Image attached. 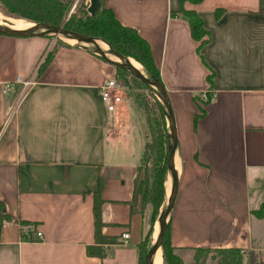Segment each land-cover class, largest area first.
<instances>
[{
    "label": "crops",
    "instance_id": "0c3cea01",
    "mask_svg": "<svg viewBox=\"0 0 264 264\" xmlns=\"http://www.w3.org/2000/svg\"><path fill=\"white\" fill-rule=\"evenodd\" d=\"M103 4L148 40L175 112L176 252L196 264L198 248L239 247L264 261V216L254 213L264 203V0L186 1L210 32L200 49L182 0ZM17 73L34 82L3 92ZM112 75L116 65L91 47L0 33V264H140L151 217L137 184L147 121L126 97L107 111L97 85ZM96 191L102 234L116 239L102 256L87 250L98 244ZM8 219L41 238L22 240L15 224L2 225Z\"/></svg>",
    "mask_w": 264,
    "mask_h": 264
},
{
    "label": "trees",
    "instance_id": "16d2710c",
    "mask_svg": "<svg viewBox=\"0 0 264 264\" xmlns=\"http://www.w3.org/2000/svg\"><path fill=\"white\" fill-rule=\"evenodd\" d=\"M186 1L193 3L200 2L202 0H182L180 11L188 18L191 33L193 37L200 40V47L210 40V32L205 27L203 18L195 8L187 7ZM70 0H0V4H3L10 12L16 13L22 17H26L32 21H44L55 25L62 24L64 27L79 31L87 35L94 36L96 38L106 40L110 47L125 57H134L143 64V72L154 79L162 81L161 72L159 66H157L154 57L152 55L151 46L148 40L139 33V31L132 26L123 24L115 15L113 10L106 7L103 4L95 14L77 15L72 13L67 20L63 19V15L69 7ZM217 14L220 15V10H217ZM46 36L48 33L45 34ZM55 48L51 49L45 56L42 62L41 69L50 61ZM117 72L125 69L131 73V77L135 79L139 85L156 90V92L162 98L159 90L140 79L131 70L123 66H116ZM209 82H213L212 74L208 75ZM129 83V82H128ZM141 98V97H140ZM141 104L147 111V119L149 125V139L146 140L143 157L140 158V164L142 159L146 155L151 153L153 156L152 165H146L144 176L141 178L139 172L137 174V184L139 191L143 197V210L148 206L151 208V217L148 228L145 229L143 237L140 243V264H146V254L153 246L156 239L154 234L156 231L155 225L159 221V217L165 209V203L167 197V180L169 176V169L167 166L168 161V149L170 145V131L167 125L168 112L163 108V116L165 121L164 128H157V118L152 115L150 104L145 100H142ZM163 107V106H162ZM204 112V111H203ZM200 114L197 115V118ZM104 199L96 191L94 194V233L96 238V246L88 247V253L92 255L102 256L104 255L103 244L114 243L115 238L107 237L102 234L104 222L102 220V204ZM163 207V208H162ZM162 208V209H161ZM257 216H264V203L258 210L254 212ZM1 225V222H0ZM217 250L223 256L221 264H242L245 250L239 247L230 248H211L201 247L195 252V261L199 264L201 258L202 262H205L207 256H202L201 252H211ZM162 252L165 264H184L183 259L176 252L175 246H173L170 237V223L168 222L167 231L164 237L162 245ZM202 256V257H201ZM255 264H264L259 262Z\"/></svg>",
    "mask_w": 264,
    "mask_h": 264
},
{
    "label": "water",
    "instance_id": "95a60500",
    "mask_svg": "<svg viewBox=\"0 0 264 264\" xmlns=\"http://www.w3.org/2000/svg\"><path fill=\"white\" fill-rule=\"evenodd\" d=\"M100 6H102V0H89L87 5V10L90 14H95L100 8ZM31 22L32 24L30 26L23 28H16L13 27L11 24L0 23V33L8 34V35H36V34L45 35L46 33L53 35L61 34L62 36L68 38H74L79 42H84L85 44L89 43L94 46L93 48L100 56H103L106 60L112 62L116 66H123L128 68L140 79H142L146 83L155 86L159 90L162 99L167 107L168 119H169L171 140L168 149L167 166L169 169L170 177L172 179V186H171V192L168 194L167 205L159 217L158 237L154 242L153 246L151 247V249L149 250V252L146 254V264H153L155 255L160 249H162L169 218L175 206L178 189H179V174L175 163V154L178 147L177 124H176L175 112L173 110L171 99L169 97V93L167 91L165 84L163 83V81L147 76L143 72L141 67L140 68L137 67L132 62L131 60L132 57H125L120 53H118L117 51L113 50L111 47H110V51L103 49L102 46L99 45L97 41L98 39L94 36L68 29L64 27L62 24L55 25L44 21H38V22L31 21ZM110 53L116 55L120 60L113 59V56Z\"/></svg>",
    "mask_w": 264,
    "mask_h": 264
},
{
    "label": "rangeland",
    "instance_id": "374dc122",
    "mask_svg": "<svg viewBox=\"0 0 264 264\" xmlns=\"http://www.w3.org/2000/svg\"><path fill=\"white\" fill-rule=\"evenodd\" d=\"M89 0H70L69 3V7L66 10V12L63 15V19L67 20L70 15L72 13L77 14V15H86V14H90L87 10V5H88ZM0 20L2 21V23H6V24H17L20 20H25L28 23L31 22L32 20L26 18V17H22L16 13L10 12L3 4H0ZM47 36H49L50 41L53 42V46H59V45H63V44H72V45H84L81 44L79 42H68V40H66L61 34L59 35H53V34H48ZM100 41H103L104 43H106L107 41L104 39H100L97 38ZM108 45V51H110V45L107 42L106 43ZM87 47H91L93 48V45H85ZM94 49V48H93ZM47 47L44 51V54L47 52ZM43 54V55H44ZM112 54V53H110ZM113 59H117L120 60L116 55H113ZM133 59H135L134 57H132ZM136 61H138L137 59H135ZM141 64L142 69L143 64L138 61ZM117 76L118 78L125 83V85L128 86V97H126V99H130L132 102V106L133 108L136 109H140L143 114L146 116V121H147V128L146 130L141 128V132L143 133V136L145 135L146 140L149 139V125H148V119H147V111L145 110L144 106L141 104L142 100H145L146 102H148L150 104V108H151V112L152 115L155 116L157 118V128H164L165 126V119L163 116V109L165 111H167V107L163 101V99L160 97V95L156 92V90L144 87L143 85H139L138 82L133 79L131 77V73L127 72L125 69L120 70L119 72H117ZM129 82V83H128ZM141 97V98H140ZM126 103L130 104L129 100L126 101ZM163 106V107H162ZM163 108V109H162ZM167 125L169 126V119L167 117ZM145 125V123H144ZM170 131V128H169ZM141 157H143V153L141 154ZM153 156H151V153H149V155H146L144 157V159H142V164L140 166V169H138L139 175L141 178L144 176L145 173V167L146 165L151 166L152 162H153ZM171 186H172V179L170 177V174L168 176V180H167V197H168V192H171ZM168 199L165 203V206L167 205ZM163 208V207H162ZM161 208V209H162ZM158 233H159V222H157V227H156V231L154 234V239H157L158 237ZM214 249V247H211ZM162 251V249H161ZM202 256H207V259L205 262H202V258L199 262V264H221L222 258L223 256L221 255L220 252H218L217 250H213L211 252H201ZM243 263L242 264H255V263H259V262H264V261H260L259 259L255 258L253 255H251L249 252H243ZM162 256H163V252H162ZM201 256V257H202ZM164 259V258H163ZM165 264V261H164ZM197 264V263H196Z\"/></svg>",
    "mask_w": 264,
    "mask_h": 264
},
{
    "label": "built area",
    "instance_id": "2783aa9c",
    "mask_svg": "<svg viewBox=\"0 0 264 264\" xmlns=\"http://www.w3.org/2000/svg\"><path fill=\"white\" fill-rule=\"evenodd\" d=\"M14 83H21L22 84V91L23 93L27 87H29L34 80L32 78L24 79L20 74H16L14 79L12 81L6 80L3 87V92H7L12 88V84ZM97 90L99 93L100 98H102V101L107 109L111 114L117 112L120 108V105L123 103L124 98L128 97V86L125 85L124 82H122L117 75H112L108 77L105 81L102 83H99L97 85ZM203 97L207 100H213L215 97V94H209L207 91H204ZM13 116V106H11V109L8 111V114L5 118V123L10 121ZM8 224H15L20 232V236L22 240H33V234L37 238H41L42 232L38 230L37 228H34L32 225H23L18 220L15 219H8L4 220L2 225H8ZM130 237L129 233H124L123 238L128 239Z\"/></svg>",
    "mask_w": 264,
    "mask_h": 264
},
{
    "label": "bare ground",
    "instance_id": "6f19581e",
    "mask_svg": "<svg viewBox=\"0 0 264 264\" xmlns=\"http://www.w3.org/2000/svg\"><path fill=\"white\" fill-rule=\"evenodd\" d=\"M0 23H2V21L0 20ZM32 24V22H27V21H25V20H20L17 24H15V25H13V24H11L13 27H16V28H23V27H28V26H30ZM66 40H68V42H79V41H77L76 39H74V38H68V37H64ZM98 41V43H99V45L100 46H102V48L103 49H105V50H108V45L106 44V43H104L103 41H100V40H97ZM79 43H81V44H84V45H89V43H84V42H79ZM91 45V44H90ZM132 60V62L137 66V67H141V64L138 62V61H136L135 59H131ZM142 68V67H141ZM170 192H168V194H169ZM153 264H164V259H163V256H162V251H161V249L157 252V254L155 255V257H154V261H153Z\"/></svg>",
    "mask_w": 264,
    "mask_h": 264
}]
</instances>
